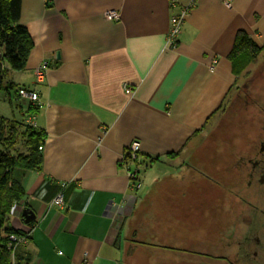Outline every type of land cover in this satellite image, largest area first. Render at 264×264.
Returning <instances> with one entry per match:
<instances>
[{
    "label": "crops",
    "instance_id": "obj_1",
    "mask_svg": "<svg viewBox=\"0 0 264 264\" xmlns=\"http://www.w3.org/2000/svg\"><path fill=\"white\" fill-rule=\"evenodd\" d=\"M107 10L118 11L119 20H106ZM174 11L168 0H21L19 22L33 45L23 70L8 69L0 94L37 92L40 107L26 122L32 118L44 135L39 167L22 176L25 196L9 220L28 234L18 250L21 264H167L171 258L158 253L172 246L160 234L165 193L159 183L169 173L175 182L195 176L191 153L236 85L230 53L238 31L264 45V0L230 6L197 0L167 47ZM42 61L49 67L37 83L34 69ZM134 140L140 143L137 191L120 167ZM62 185L65 206L50 205ZM25 208L35 214L28 224Z\"/></svg>",
    "mask_w": 264,
    "mask_h": 264
},
{
    "label": "flooded vegetation",
    "instance_id": "obj_2",
    "mask_svg": "<svg viewBox=\"0 0 264 264\" xmlns=\"http://www.w3.org/2000/svg\"><path fill=\"white\" fill-rule=\"evenodd\" d=\"M253 61L203 135L226 121L234 143H200L195 176L162 200L166 243L186 244L168 247L181 253L174 264H264V45Z\"/></svg>",
    "mask_w": 264,
    "mask_h": 264
},
{
    "label": "trees",
    "instance_id": "obj_3",
    "mask_svg": "<svg viewBox=\"0 0 264 264\" xmlns=\"http://www.w3.org/2000/svg\"><path fill=\"white\" fill-rule=\"evenodd\" d=\"M21 0H0V86L3 85L8 69L23 70L28 54L32 49V40L26 27L19 22ZM263 46H257L244 31H238L230 57L234 59L241 53H258ZM11 88L8 86L7 89ZM18 91V90H17ZM33 104V103H32ZM29 104L28 113L33 115L37 105ZM15 126L6 130L0 119V264H12L9 248L11 234L25 235L12 228L9 220L14 204L25 196L21 178L28 170L38 169L41 162L39 147L44 135L35 126L27 124L23 141L24 150L17 151ZM139 163V162H138ZM14 264H21L19 256Z\"/></svg>",
    "mask_w": 264,
    "mask_h": 264
},
{
    "label": "rangeland",
    "instance_id": "obj_4",
    "mask_svg": "<svg viewBox=\"0 0 264 264\" xmlns=\"http://www.w3.org/2000/svg\"><path fill=\"white\" fill-rule=\"evenodd\" d=\"M256 53L254 52H246V53H241L239 54L235 59H234V71H235V76H236V83L238 84L241 82V78L244 76L246 70L251 67V64L255 61ZM234 90V88H233ZM232 90V92H233ZM231 92V94H232ZM9 94L10 97L9 98H3L2 95L0 94V119L3 122V126L6 130H10L12 126H15V140L17 141V147L16 150L17 151H23L24 145H23V141H24V135L27 131V124H29L28 122H26V117L29 114L28 113V108L29 106L26 105L25 103H22L17 90L15 92V90H9ZM230 94V95H231ZM17 95V97H16ZM229 98V97H228ZM217 118H215L214 121H212L211 123H209V125L206 127V131H209L211 128H213L214 123L216 121ZM212 130V129H211ZM205 131V132H206ZM234 126L230 125L229 123H227L226 121H224L223 123H221L217 129L214 131V133L211 135L212 138L211 140H206V139H201L200 143H204L207 144L209 147H211L214 144H219V145H231L234 143V139H235V134H234ZM211 134V131H210ZM198 149V148H197ZM192 152L191 156H190V160H194L197 162V159L199 157V152L197 151ZM162 167L160 164H157L155 167H153L152 169V175H154L159 168ZM169 171H171V169H168V173ZM151 172V168L149 169L148 173L146 174V176H149ZM163 179L160 181L159 183V191H163V193H167L168 188L170 187V185L172 183H174L175 181H170L171 180V174L169 173L166 177H163ZM147 179H145L144 181V186L142 188V191H145V188L147 185ZM141 188V187H140ZM139 188V189H140ZM150 191H155V188L153 190V186L151 187ZM165 197H161V199H164ZM167 215V207L163 205V207H160V216H162L163 220L161 221L162 224V231H160V234L165 233V226H166V220L165 217ZM26 234V233H25ZM172 246H179L182 247L184 245H186L185 243H169ZM188 244V243H187ZM24 245V244H22ZM19 245L18 247H15L12 243L11 246H9L10 251H11V259H12V264L13 262H15V258L18 255V250L20 248ZM15 247V249H14ZM13 249V250H12ZM177 250H173V251H167V252H158L160 255L161 253H164V255H166L167 257H172L173 258V263L174 264V259H176L177 257L181 258V253L178 252ZM176 253V254H174Z\"/></svg>",
    "mask_w": 264,
    "mask_h": 264
},
{
    "label": "built area",
    "instance_id": "obj_5",
    "mask_svg": "<svg viewBox=\"0 0 264 264\" xmlns=\"http://www.w3.org/2000/svg\"><path fill=\"white\" fill-rule=\"evenodd\" d=\"M197 0H191L186 5H178L177 0H168L170 8L175 11L170 16V25L168 29V33L166 36V46L173 47L177 42L184 25V22L189 15L192 8L195 6ZM224 4L226 6L231 5V0H224ZM103 16L106 20L116 21L119 20L120 14L118 11L107 10L103 13ZM215 62V61H214ZM49 63L47 61H42L35 69H34V77L37 83H42L45 78V74L48 70ZM124 90L127 94H132L134 89L124 86ZM18 96L20 99H26L40 107L38 93L32 90L19 88ZM30 125L35 126V121L32 118H29L27 121ZM101 138L98 139V142ZM41 150V147H39ZM140 152V143L137 140L132 141L125 152L122 154L120 158V167L126 172V176L129 180V189L133 191H137L141 187V167L138 163V155ZM65 189L66 185H62L58 192L49 200L50 205H56L59 207L65 206ZM28 234L25 235H15L11 234L9 236L10 244L11 243L18 247L19 245L25 244L27 242ZM14 247V249H15ZM13 250V249H12ZM14 264V262H13Z\"/></svg>",
    "mask_w": 264,
    "mask_h": 264
},
{
    "label": "water",
    "instance_id": "obj_6",
    "mask_svg": "<svg viewBox=\"0 0 264 264\" xmlns=\"http://www.w3.org/2000/svg\"><path fill=\"white\" fill-rule=\"evenodd\" d=\"M56 57L57 58L59 57V53L58 52L56 53ZM21 217H22L23 222L25 224H28V223H31L32 221H34L35 214H34V212L31 209L25 208L22 211Z\"/></svg>",
    "mask_w": 264,
    "mask_h": 264
}]
</instances>
